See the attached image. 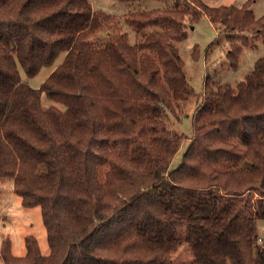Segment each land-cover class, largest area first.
Returning <instances> with one entry per match:
<instances>
[{"label":"trees","instance_id":"16d2710c","mask_svg":"<svg viewBox=\"0 0 264 264\" xmlns=\"http://www.w3.org/2000/svg\"><path fill=\"white\" fill-rule=\"evenodd\" d=\"M250 2L128 8L130 43L90 0H0V181L40 207L49 247L25 235L14 255L4 238L3 264H162L182 241L195 264H264V54L234 84L206 76L174 167L186 135L165 118L196 95L176 45L186 26L205 15L236 67L264 35ZM17 63L50 70L33 87Z\"/></svg>","mask_w":264,"mask_h":264},{"label":"rangeland","instance_id":"374dc122","mask_svg":"<svg viewBox=\"0 0 264 264\" xmlns=\"http://www.w3.org/2000/svg\"><path fill=\"white\" fill-rule=\"evenodd\" d=\"M168 0H90L93 9H100L106 13L115 16L119 21L122 31L127 34L128 41H135V34L130 26L124 22V13L128 8H156L163 7ZM210 5L233 4L241 5L245 0H203ZM249 8L256 17L264 13V0H251ZM102 28L100 34L105 33ZM186 37L176 43L178 52L183 60L184 72L191 87L196 95L183 101L176 109L178 118L174 115H166L168 125L177 131L186 135L181 142L177 152L171 161V167L179 162L183 151L185 150L191 135V116L192 111L199 100L203 91L204 80L209 76L214 81L236 83L242 79L244 74L252 67L254 60L264 54V35H258L254 40V45L244 47L238 56L236 67H230L225 56L227 41L225 33L219 34L221 29L215 27L209 19L202 15L193 24L186 26ZM62 59L58 55L54 64ZM17 69L23 80L33 87H39L50 68L42 66L37 73L32 76H26L22 67L17 63ZM42 105L55 104L62 108L61 103L50 100L43 92L40 93ZM258 236L264 244V219L257 220ZM33 235L42 254L48 253L49 247L46 240L45 227L40 215V207L23 206L20 203V197L12 190V180L5 178L0 181V242L4 238L10 240L11 252L14 255H22L25 251L24 236ZM186 243L182 244L176 250H167L161 253L158 260L162 264H195L196 260L191 258ZM193 260V261H192ZM0 264H3L0 259Z\"/></svg>","mask_w":264,"mask_h":264},{"label":"built area","instance_id":"2783aa9c","mask_svg":"<svg viewBox=\"0 0 264 264\" xmlns=\"http://www.w3.org/2000/svg\"><path fill=\"white\" fill-rule=\"evenodd\" d=\"M258 241H261V238H258Z\"/></svg>","mask_w":264,"mask_h":264}]
</instances>
